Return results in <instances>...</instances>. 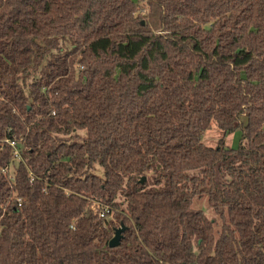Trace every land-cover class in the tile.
Returning a JSON list of instances; mask_svg holds the SVG:
<instances>
[{"label":"trees","instance_id":"trees-1","mask_svg":"<svg viewBox=\"0 0 264 264\" xmlns=\"http://www.w3.org/2000/svg\"><path fill=\"white\" fill-rule=\"evenodd\" d=\"M0 264H264V0H0Z\"/></svg>","mask_w":264,"mask_h":264},{"label":"rangeland","instance_id":"rangeland-1","mask_svg":"<svg viewBox=\"0 0 264 264\" xmlns=\"http://www.w3.org/2000/svg\"><path fill=\"white\" fill-rule=\"evenodd\" d=\"M222 137L223 135L220 128L218 127L216 122H213L211 127L203 133L202 139L209 145H216L222 140L226 145L236 147L240 144L241 131L237 130L235 132L228 133L225 135L224 139H222ZM193 207L204 210L209 217H214L216 215L214 211L209 207L206 197L194 199Z\"/></svg>","mask_w":264,"mask_h":264},{"label":"water","instance_id":"water-1","mask_svg":"<svg viewBox=\"0 0 264 264\" xmlns=\"http://www.w3.org/2000/svg\"><path fill=\"white\" fill-rule=\"evenodd\" d=\"M142 23H144V21H142ZM125 229H126V226L123 223L121 224L120 227L115 229L114 236L109 241V245L111 247H116L120 245L122 237H123V232L125 231Z\"/></svg>","mask_w":264,"mask_h":264},{"label":"built area","instance_id":"built-area-1","mask_svg":"<svg viewBox=\"0 0 264 264\" xmlns=\"http://www.w3.org/2000/svg\"><path fill=\"white\" fill-rule=\"evenodd\" d=\"M8 142L11 144V146H13V148L15 149V152L19 153L16 141L9 140ZM105 208H107V207L102 206V204L99 203V202H94L93 205H92L93 211L96 214H98L100 217H104L105 216V214H106V209Z\"/></svg>","mask_w":264,"mask_h":264}]
</instances>
